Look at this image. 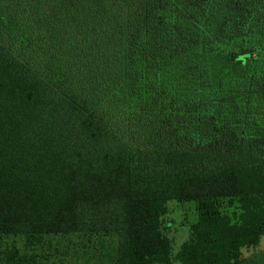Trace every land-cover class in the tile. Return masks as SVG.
<instances>
[{"label":"trees","instance_id":"16d2710c","mask_svg":"<svg viewBox=\"0 0 264 264\" xmlns=\"http://www.w3.org/2000/svg\"><path fill=\"white\" fill-rule=\"evenodd\" d=\"M170 201L199 213L175 255ZM4 236L264 264V0H0Z\"/></svg>","mask_w":264,"mask_h":264},{"label":"rangeland","instance_id":"374dc122","mask_svg":"<svg viewBox=\"0 0 264 264\" xmlns=\"http://www.w3.org/2000/svg\"><path fill=\"white\" fill-rule=\"evenodd\" d=\"M219 205L224 214L237 211L235 201L224 199ZM198 217V203L195 201L168 203L167 227L163 228V234L172 243L173 255L189 240L191 227L197 223ZM114 247L115 242L110 239L102 247L94 236H46L34 247H28L22 236H4L0 237V264H12L15 255L33 257L30 264H114ZM260 250H264V236L257 251ZM254 251L244 249L243 254L250 256Z\"/></svg>","mask_w":264,"mask_h":264}]
</instances>
